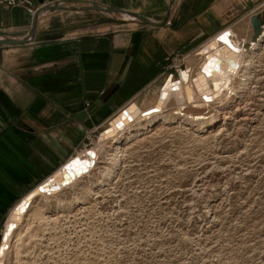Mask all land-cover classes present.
Wrapping results in <instances>:
<instances>
[{"label": "rangeland", "instance_id": "374dc122", "mask_svg": "<svg viewBox=\"0 0 264 264\" xmlns=\"http://www.w3.org/2000/svg\"><path fill=\"white\" fill-rule=\"evenodd\" d=\"M256 12L264 24V6ZM227 27L240 29L242 39L230 33L234 44L252 42V27ZM203 46L170 60L166 72L174 81L183 70L193 85L200 83ZM256 61L246 89L233 81L234 92L241 91L236 97L228 92L201 109L193 103L183 110L179 97H168L162 116L179 110L219 116L205 133L161 126L117 155L108 152L113 140L100 139L108 123L97 128L77 156L94 151L95 168L43 195L16 223L5 264H264V50ZM114 163V174L101 184Z\"/></svg>", "mask_w": 264, "mask_h": 264}, {"label": "crops", "instance_id": "0c3cea01", "mask_svg": "<svg viewBox=\"0 0 264 264\" xmlns=\"http://www.w3.org/2000/svg\"><path fill=\"white\" fill-rule=\"evenodd\" d=\"M30 1L36 12L65 0ZM74 1L161 22L170 0ZM263 6L264 0H177L163 27L55 11L39 17L32 42L0 46V234L15 207L33 190L37 195L97 128L110 125L132 102L140 110L159 105L160 89L174 80L166 72L173 57L195 52L226 30L242 39L240 29L227 25L243 23L248 31ZM32 20L23 7L0 4V37L25 39ZM97 102L101 106L85 118L93 124L88 129L82 115ZM42 196L34 197L24 217Z\"/></svg>", "mask_w": 264, "mask_h": 264}, {"label": "bare ground", "instance_id": "6f19581e", "mask_svg": "<svg viewBox=\"0 0 264 264\" xmlns=\"http://www.w3.org/2000/svg\"><path fill=\"white\" fill-rule=\"evenodd\" d=\"M260 32L261 34L256 41L254 40L252 42L244 43L242 47H239L231 41L229 31L226 30L220 32L214 39V42L211 41L202 48V54H206V58L199 69L200 83H195L197 86L193 85L190 73L181 70L179 79H177L178 81L168 79L167 83L160 91L159 105L152 110L149 109L151 111L147 112L146 110H140L134 104L129 105L130 107L120 116V119L113 123V128H110L111 125H109L104 133L109 129L110 130L100 136L101 140L109 139L114 141L115 144L109 147L108 152H114L118 155L121 153V149L127 146L130 142L141 139L144 136L155 132L161 126L169 127L176 125L180 127H193L196 132L200 134L213 128L217 123L219 116H213L210 118H205L201 115L188 117L187 115L182 114L180 110L184 109L183 106L185 104L193 103L196 104L194 105V108L201 109V107L223 97L228 92H230V94L235 93L232 94L235 97L238 96L241 91L234 92L233 81L235 78L242 80V87L246 89L248 81L251 78L250 76L252 75L251 70L253 67H256L257 55L264 50V24L262 23L260 24ZM169 96L179 97V105L182 108L171 117L162 116V107ZM233 101L234 98H231L229 103L232 104ZM225 110L227 109L225 108L221 112L223 119L226 114ZM91 152L95 155L93 158H89L87 155L77 158L80 154L74 157L77 159L74 161L71 160L72 162L66 164L70 174H68L64 166L61 171L57 172L53 177L41 184L44 186L48 194H41L39 189H37V195L56 194V189H51L54 184H57L62 190L64 187H62L61 182L63 181L64 176H66L68 178L67 181L71 183L90 174L96 165V153L94 151ZM87 159L89 160L86 161ZM116 166L117 164L114 163L111 168L106 170L100 181L101 184H105L110 180L114 174V168ZM83 171L86 173L82 175ZM33 194L29 195V197L27 196V199H24L22 203H19L9 217L10 221L7 223L3 231L5 237L0 247V264H5L6 252L10 249V245L15 236V232L13 234L12 232L15 231L17 228L16 223L21 222L32 203V200L37 196H34ZM9 237L10 239L8 240ZM7 242L9 244V249Z\"/></svg>", "mask_w": 264, "mask_h": 264}, {"label": "water", "instance_id": "95a60500", "mask_svg": "<svg viewBox=\"0 0 264 264\" xmlns=\"http://www.w3.org/2000/svg\"><path fill=\"white\" fill-rule=\"evenodd\" d=\"M176 4H177V0H170L169 5H168V10H167V13L165 15L164 20L161 22H155V21H152V20L138 14V13H132V12H128V11H123V10H118V9H114V8H110V7H105V6L98 5L96 3L84 2V1H74V0L58 1V2L48 4V5H44L43 7H41L40 9H38L34 13L30 33L25 39H11V38L0 37V46L19 45V44H26V43L32 42L34 37H35L38 19L42 14H45V13L62 11V10L63 11H77V12H91V13H97L100 15H104V16H107V17L113 19V20L124 22V23H136V24L147 25V26H152V27H163L169 23L170 18L172 17L174 10L176 8ZM261 23H262L261 20H259V18L257 16L254 15L251 17L250 25L253 29L252 41H254V40L256 41L257 38L260 36V34H261L260 24ZM100 106H101V103H99V102L95 103L92 107H90L82 115L83 116L82 120H84L88 115H93L97 111L98 107H100ZM83 124L88 129L93 128V124L91 123V121L89 119H85ZM86 154H87V157H89V158L90 157L93 158L95 156L94 153L91 151H88ZM74 160L75 159H73L72 161H74ZM88 160L89 159H87L86 161H88ZM72 161H70V162H72ZM92 166H93V164H92ZM64 168H66L68 174H70L69 170L67 169V165H65ZM84 173H86V172L83 171L82 175ZM79 176H80V174H79ZM63 178L64 179L61 182L62 187L70 185V182L67 181L68 178L66 176H64ZM38 189H39V192L41 194H48V192L46 191V189L44 188L43 185H39ZM51 189L52 190L56 189L57 192L61 191V188H59V186L57 184H54L51 187ZM33 192H34V190L31 193H33ZM25 199H27V197ZM22 202L23 201H21V203ZM3 231L4 230H2V232L0 234V247H1V243L4 241V237H5L3 234Z\"/></svg>", "mask_w": 264, "mask_h": 264}, {"label": "built area", "instance_id": "2783aa9c", "mask_svg": "<svg viewBox=\"0 0 264 264\" xmlns=\"http://www.w3.org/2000/svg\"><path fill=\"white\" fill-rule=\"evenodd\" d=\"M0 4L8 8L23 7L30 16H33L35 13V9L30 0H0ZM88 139L89 136L87 137V140Z\"/></svg>", "mask_w": 264, "mask_h": 264}]
</instances>
